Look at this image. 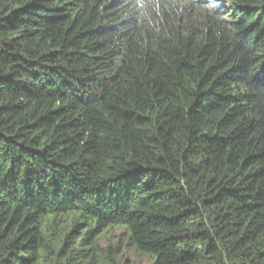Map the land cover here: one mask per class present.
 Instances as JSON below:
<instances>
[{
	"label": "trees",
	"instance_id": "trees-1",
	"mask_svg": "<svg viewBox=\"0 0 264 264\" xmlns=\"http://www.w3.org/2000/svg\"><path fill=\"white\" fill-rule=\"evenodd\" d=\"M115 225L264 264V0H0V264H120Z\"/></svg>",
	"mask_w": 264,
	"mask_h": 264
},
{
	"label": "rangeland",
	"instance_id": "rangeland-1",
	"mask_svg": "<svg viewBox=\"0 0 264 264\" xmlns=\"http://www.w3.org/2000/svg\"><path fill=\"white\" fill-rule=\"evenodd\" d=\"M219 1L227 4L231 0ZM80 219V226L74 230L75 236L84 234L88 228V226L85 225L84 219ZM75 220L76 219L74 217L68 219L64 218L57 221L56 223L58 224L55 225L57 229H65V232H67ZM51 222H53V218H49L44 221L45 224H49ZM127 237V230L121 225L106 228L98 235L101 248H110L114 254L117 255L120 264H152L151 259L138 256L134 253L132 248L128 246Z\"/></svg>",
	"mask_w": 264,
	"mask_h": 264
}]
</instances>
